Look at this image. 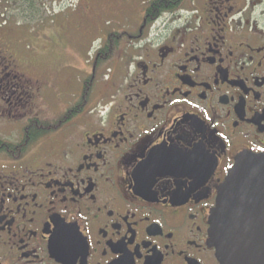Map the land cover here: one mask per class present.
I'll return each mask as SVG.
<instances>
[{
  "label": "flooded vegetation",
  "instance_id": "obj_1",
  "mask_svg": "<svg viewBox=\"0 0 264 264\" xmlns=\"http://www.w3.org/2000/svg\"><path fill=\"white\" fill-rule=\"evenodd\" d=\"M109 1L77 93L0 18V264H219V188L264 154V8Z\"/></svg>",
  "mask_w": 264,
  "mask_h": 264
},
{
  "label": "rangeland",
  "instance_id": "obj_2",
  "mask_svg": "<svg viewBox=\"0 0 264 264\" xmlns=\"http://www.w3.org/2000/svg\"><path fill=\"white\" fill-rule=\"evenodd\" d=\"M248 1L257 4L256 14L264 8V0ZM0 2L3 8L1 14H4L0 17L1 20L7 19L10 28L18 24L17 28H22L27 33L20 36L12 33L13 27L8 29L12 41L13 38L17 39L14 41H24L23 45L21 43L22 55L51 70L74 74L78 85L71 90L77 93L79 86L82 88L84 65L94 62L98 38L103 35L96 29L95 16L99 15L98 11L103 14L114 11L113 4L109 0H37L35 9L30 10L27 6L20 9V2ZM98 24L102 26L99 30L103 32L112 31L111 25L114 26V22ZM104 74L101 71L92 73L90 101L93 103L105 91L107 83Z\"/></svg>",
  "mask_w": 264,
  "mask_h": 264
},
{
  "label": "water",
  "instance_id": "obj_3",
  "mask_svg": "<svg viewBox=\"0 0 264 264\" xmlns=\"http://www.w3.org/2000/svg\"><path fill=\"white\" fill-rule=\"evenodd\" d=\"M219 264H264V154H240L209 217Z\"/></svg>",
  "mask_w": 264,
  "mask_h": 264
},
{
  "label": "trees",
  "instance_id": "obj_4",
  "mask_svg": "<svg viewBox=\"0 0 264 264\" xmlns=\"http://www.w3.org/2000/svg\"><path fill=\"white\" fill-rule=\"evenodd\" d=\"M6 2V4H8L9 2H20L19 8L21 9V7H28L30 10L35 9V4L37 2V0H4ZM1 3V2H0ZM2 4V3H1Z\"/></svg>",
  "mask_w": 264,
  "mask_h": 264
}]
</instances>
